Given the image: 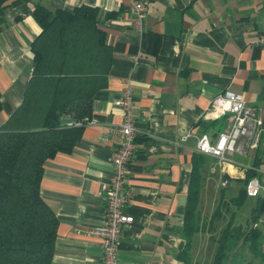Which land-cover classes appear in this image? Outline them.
Wrapping results in <instances>:
<instances>
[{
    "label": "crops",
    "instance_id": "0c3cea01",
    "mask_svg": "<svg viewBox=\"0 0 264 264\" xmlns=\"http://www.w3.org/2000/svg\"><path fill=\"white\" fill-rule=\"evenodd\" d=\"M143 1L137 19L130 0H0V127L22 102L33 72L32 42L43 29L37 4L97 7L98 26L113 50L107 85L94 93L91 115L77 124L81 137L44 164L41 192L59 219L52 264H104L101 239L88 229L105 222L112 156L121 140L112 129L123 120L114 101L126 86L134 89L139 132L131 162L133 198L124 206L134 219L122 229L121 264H184L188 237L182 228L193 155L200 152L197 138L207 132L216 141L227 125L224 117L204 118L218 93L242 94L264 125V45L254 43L264 31V0ZM62 119L77 120L70 113ZM203 154L202 228L192 239V264L212 262L229 225L224 264H264V223L250 217L257 196L234 201L252 176L264 184V129L258 146L246 144L235 162ZM248 198L252 205L241 216ZM218 205L221 215L214 219Z\"/></svg>",
    "mask_w": 264,
    "mask_h": 264
},
{
    "label": "trees",
    "instance_id": "16d2710c",
    "mask_svg": "<svg viewBox=\"0 0 264 264\" xmlns=\"http://www.w3.org/2000/svg\"><path fill=\"white\" fill-rule=\"evenodd\" d=\"M34 12L43 25L32 42L36 62L22 102L0 127V264H52L59 219L41 192L44 164L81 137L77 124L91 115L93 95L107 85L113 57L98 26L97 7L53 10L39 3ZM64 113L77 120L63 121ZM204 156L196 152L192 160L182 228L188 237L184 264H192V239L202 228ZM247 196L244 186L234 201L242 204ZM256 198L252 221L264 213V196ZM220 215L218 205L213 218ZM232 231L230 225L223 230L210 264H224Z\"/></svg>",
    "mask_w": 264,
    "mask_h": 264
},
{
    "label": "built area",
    "instance_id": "2783aa9c",
    "mask_svg": "<svg viewBox=\"0 0 264 264\" xmlns=\"http://www.w3.org/2000/svg\"><path fill=\"white\" fill-rule=\"evenodd\" d=\"M129 8L135 12L137 19L143 14L146 5L143 0H130ZM255 44L264 45V31L254 40ZM134 89L126 86L115 99V104L122 109L123 120L112 129L121 136L113 156V173L106 192L105 222L89 227L88 232L101 239L104 264H121L119 244L125 223L134 216L124 211V206L133 198L131 188V162L136 148V137L139 127L132 112ZM226 118L227 125L220 131L218 139L212 141L210 134L205 132L197 138L195 149L214 155L220 162H235L234 155L243 151L246 144L249 147L258 146L261 132L264 129L263 119L256 108L242 94L230 90L218 93L204 111L206 120ZM72 123V122H71ZM78 123V122H77ZM191 133L183 135L182 141H187ZM246 139V142L244 140ZM264 170V169H263ZM224 178L223 183L228 184ZM249 196H264V184L257 176H252L247 184ZM258 223H264V213L258 218Z\"/></svg>",
    "mask_w": 264,
    "mask_h": 264
},
{
    "label": "rangeland",
    "instance_id": "374dc122",
    "mask_svg": "<svg viewBox=\"0 0 264 264\" xmlns=\"http://www.w3.org/2000/svg\"><path fill=\"white\" fill-rule=\"evenodd\" d=\"M252 202H253V198H248L246 202L241 206V213H240L241 216H243L244 211L252 205Z\"/></svg>",
    "mask_w": 264,
    "mask_h": 264
}]
</instances>
